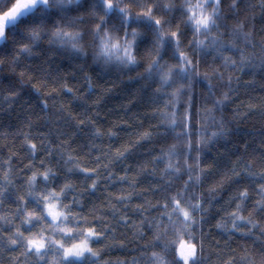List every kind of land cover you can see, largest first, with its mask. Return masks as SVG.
<instances>
[{
  "label": "clouds",
  "instance_id": "obj_1",
  "mask_svg": "<svg viewBox=\"0 0 264 264\" xmlns=\"http://www.w3.org/2000/svg\"><path fill=\"white\" fill-rule=\"evenodd\" d=\"M43 2L58 15L50 25L29 29L31 40L20 50L32 54L35 44L45 43L78 54L85 59L76 67L87 89L81 92L83 85L67 76L50 81L19 72L41 94L51 116L29 115L11 140L0 141L5 147L0 179L22 181L18 203L0 212L9 225L7 231L0 228V264H68L73 259L85 264H264V179L254 187L242 182V173L264 177V156L215 171L202 160L210 143L227 139L232 123L258 106L248 101L238 105L234 117L223 114L235 95L231 85L251 55L246 49L239 57L221 54L210 65L202 60L210 39L227 34L233 48L257 41L249 16L222 29V0H103L102 7L95 0ZM112 9L115 18L109 15ZM141 20L151 27L134 22ZM4 35L0 28V38ZM145 36L150 40L142 45ZM258 43L264 51V37ZM99 76L141 81V93L158 99L148 113L157 123L145 125L135 117L139 126L133 133L119 144L104 142L118 136L127 121L95 118L115 87ZM201 78L217 89L210 107L197 104ZM94 87L101 94L87 97ZM66 90L71 99L64 96ZM73 99L92 110L77 111ZM218 109V116L206 115ZM194 116L201 117L198 123ZM161 125L164 131L158 130ZM82 126L91 128L87 143L77 140ZM161 136L167 141L149 148L147 158L124 163L129 153ZM217 231L224 236L218 238ZM237 233L251 242L234 245Z\"/></svg>",
  "mask_w": 264,
  "mask_h": 264
},
{
  "label": "trees",
  "instance_id": "obj_2",
  "mask_svg": "<svg viewBox=\"0 0 264 264\" xmlns=\"http://www.w3.org/2000/svg\"><path fill=\"white\" fill-rule=\"evenodd\" d=\"M17 0H15L16 3ZM211 3V0H209ZM231 0H222L225 19L224 24H230L236 18L244 15L249 16V22L254 26L257 41L253 44L244 45L238 43L233 48L230 45V37L225 34L219 40H209L208 50L202 57L206 64L216 62L221 54H231L236 57L241 55V51L246 49L245 55L249 58L243 62V72H238L239 81H233L232 88L235 95L229 103L223 106V114L226 117H234L239 111L238 105L242 107L243 103L251 101L258 106L249 111L244 119H236L231 127L233 131L227 139L217 137L209 146L204 149L202 160L223 170L233 166H246L247 160L252 155L264 156V51L259 47L258 40L264 37V5L260 0H237L235 8L229 7ZM15 3L12 0H0V14L10 9ZM97 6H103V0H95ZM58 15L55 10L49 9L44 3L32 1L26 10L22 11L15 19L0 21V28L3 29L5 35L0 38V141L11 140L12 136L23 127L29 115L39 114L40 116H51V110L41 104V94L37 92L30 82H26V77L19 75L21 69L28 73H32L38 78H47L55 80L58 77L67 76L72 83H81V92L87 89V84L82 81V73L76 67L78 64L85 63L84 58H80L78 54L66 52L64 49L57 48L54 45L45 43H37L32 48V54L27 51H21L20 45L31 40L29 29L37 26H47L54 22V17ZM109 15L115 18L116 10L112 9ZM135 23L145 24L151 27V22L146 20L134 21ZM226 32V29H224ZM150 40L149 36L142 38V45H146ZM39 53V54H36ZM95 75H99L96 68L92 69ZM101 82L108 80L115 85L114 90L108 93L101 102L97 111L100 116L95 117L100 121H107L115 118H123L127 123L121 124L118 128V136L111 137L104 141L106 143L119 144L128 135L133 133L134 129L139 125L136 123L135 117L143 119L144 124L157 123L156 118L148 113L150 108L158 99L153 97L150 92L141 93V81L129 80L127 77L121 79L111 76H99ZM248 81H253L248 83ZM197 92L201 95L197 98V104L200 106H211L212 98L217 89L213 86L209 89L208 81L199 79L196 85ZM12 93H16L12 96ZM98 87L88 89L85 95L89 98H96L100 95ZM72 92L65 91L64 96L71 99ZM129 101L132 102L131 107L126 109ZM72 104L77 111H91L89 104L82 100L73 99ZM219 109L211 116H218ZM201 117L194 116V124L200 121ZM164 131L161 125L158 129ZM196 129L194 127V133ZM92 138L91 128L82 126L78 131L77 140L87 143ZM194 138V137H193ZM100 139V138H97ZM167 136L157 138L153 143L143 145L134 152L129 153L125 164H135L139 160L147 158L146 153L149 148H156L167 141ZM193 151L189 155L194 154ZM5 152V147L0 146V154ZM124 164H119L122 169ZM79 175L83 176V173ZM264 177L248 175L242 173V182L255 186ZM22 181L17 178L14 183L10 184L0 179V212L14 207L17 201V193L19 185ZM96 196V193L92 194ZM29 200V199H28ZM9 225L0 220V228L8 230ZM218 238L224 236L223 233H214ZM237 239L232 243L235 245L240 242L250 243V238H241L239 234H235ZM124 254H131L127 250H120ZM46 264V260L42 262ZM68 264H85L83 260L69 261Z\"/></svg>",
  "mask_w": 264,
  "mask_h": 264
},
{
  "label": "rangeland",
  "instance_id": "obj_3",
  "mask_svg": "<svg viewBox=\"0 0 264 264\" xmlns=\"http://www.w3.org/2000/svg\"><path fill=\"white\" fill-rule=\"evenodd\" d=\"M39 3H44L43 0H32ZM29 0H17L16 3L8 10L0 14V21H6L9 19L17 18L22 11L26 10L29 7ZM29 203H34V200L29 197Z\"/></svg>",
  "mask_w": 264,
  "mask_h": 264
}]
</instances>
